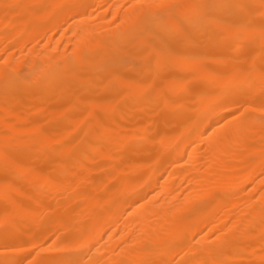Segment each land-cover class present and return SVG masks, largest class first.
<instances>
[{
    "label": "bare ground",
    "instance_id": "6f19581e",
    "mask_svg": "<svg viewBox=\"0 0 264 264\" xmlns=\"http://www.w3.org/2000/svg\"><path fill=\"white\" fill-rule=\"evenodd\" d=\"M262 108L264 0H0V264H264Z\"/></svg>",
    "mask_w": 264,
    "mask_h": 264
},
{
    "label": "snow or ice",
    "instance_id": "6c2138e0",
    "mask_svg": "<svg viewBox=\"0 0 264 264\" xmlns=\"http://www.w3.org/2000/svg\"><path fill=\"white\" fill-rule=\"evenodd\" d=\"M159 7H161V8H171V7H173L172 5H160ZM262 114H264V108H262Z\"/></svg>",
    "mask_w": 264,
    "mask_h": 264
}]
</instances>
